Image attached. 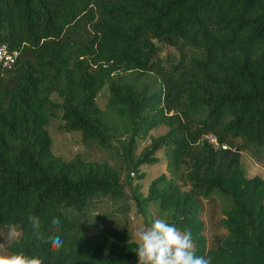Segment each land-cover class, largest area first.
<instances>
[{
  "label": "trees",
  "instance_id": "trees-1",
  "mask_svg": "<svg viewBox=\"0 0 264 264\" xmlns=\"http://www.w3.org/2000/svg\"><path fill=\"white\" fill-rule=\"evenodd\" d=\"M154 40L173 46L176 60L160 57ZM1 43L18 51L0 68V226L20 231L10 254L138 264V242L124 231L103 230L85 245L81 217L94 200L124 197L129 170L157 163L161 150L169 175L145 196L132 191L138 213L148 204L166 210L165 221L191 229L196 255L210 251L212 264H264V178L240 166L242 151L264 161V0H0ZM131 72L154 78L137 84ZM51 116L113 148L110 160L56 155ZM161 126L136 153V138ZM206 133L227 148L201 140ZM204 199L219 201L224 230L210 250L195 238ZM29 215L62 248L37 238Z\"/></svg>",
  "mask_w": 264,
  "mask_h": 264
},
{
  "label": "rangeland",
  "instance_id": "rangeland-1",
  "mask_svg": "<svg viewBox=\"0 0 264 264\" xmlns=\"http://www.w3.org/2000/svg\"><path fill=\"white\" fill-rule=\"evenodd\" d=\"M158 48V55L165 58L168 54L176 60L178 52L170 45L154 40ZM129 81H135L141 84L146 81H153L154 76L151 74H138L131 72L127 74ZM107 88L105 87L100 98L107 97ZM56 100V97L53 96ZM56 115L60 114L58 108H52ZM57 116H51L47 124V129L52 137V150L56 155L68 160L79 154L85 159L110 160L113 148L100 147L90 139H84L78 130L65 131L60 126L61 120ZM167 130L166 126L156 127L152 129L145 137L138 136L136 138V153H138L147 143H149L150 135L157 136ZM117 140L115 139V142ZM158 162L153 165H142L137 171L130 169L129 177L132 179L125 186V196L120 199H110L108 197L101 198L98 201L94 200L92 208L85 211L81 219L87 218L84 222L83 237L84 244L98 237V234L103 230L113 229L124 231L128 234L130 240L138 242L136 233L138 230L150 227L154 219H166L167 211L161 209L158 205L148 204L144 208V214L140 215L138 209L131 197L132 191L140 192L146 195L150 182L162 174L169 175L166 168V158L161 150L156 154ZM240 166L243 169L244 175L247 177L260 176L264 178V161L255 159L248 152H241ZM202 210L199 218L203 221V230L200 236L195 238L201 239L205 243V250L215 247V242L220 237L224 230L219 225L221 217V205L217 200H203ZM17 228V227H16ZM9 225L0 226V254H10L8 245L19 238L20 231L17 228L18 236L15 239L8 240L7 233ZM75 237L79 235H74ZM211 259L214 258L212 253H208Z\"/></svg>",
  "mask_w": 264,
  "mask_h": 264
},
{
  "label": "clouds",
  "instance_id": "clouds-1",
  "mask_svg": "<svg viewBox=\"0 0 264 264\" xmlns=\"http://www.w3.org/2000/svg\"><path fill=\"white\" fill-rule=\"evenodd\" d=\"M31 230L43 243L50 244L54 250L62 248L64 241L59 235L48 236L46 239L41 232L42 221L37 215H29ZM53 228L59 230L62 222L58 217L50 221ZM15 225H10L7 239L17 238ZM138 246L135 250L139 257L138 264H212L211 257L198 256L194 251L191 229L181 232L175 225L164 219H154L150 227L138 230L136 233ZM0 264H38L34 258L27 257L23 252L0 254Z\"/></svg>",
  "mask_w": 264,
  "mask_h": 264
},
{
  "label": "built area",
  "instance_id": "built-area-1",
  "mask_svg": "<svg viewBox=\"0 0 264 264\" xmlns=\"http://www.w3.org/2000/svg\"><path fill=\"white\" fill-rule=\"evenodd\" d=\"M18 51L14 49H10L6 44H0V68L8 69L12 67L17 59ZM201 140L209 143L213 148H227V146L218 141V138L213 133H206L202 135Z\"/></svg>",
  "mask_w": 264,
  "mask_h": 264
}]
</instances>
